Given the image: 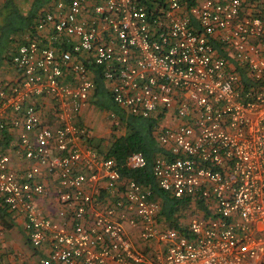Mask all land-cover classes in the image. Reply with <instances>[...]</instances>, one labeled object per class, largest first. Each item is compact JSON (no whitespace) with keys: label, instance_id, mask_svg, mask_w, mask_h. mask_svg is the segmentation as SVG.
Wrapping results in <instances>:
<instances>
[{"label":"built area","instance_id":"1","mask_svg":"<svg viewBox=\"0 0 264 264\" xmlns=\"http://www.w3.org/2000/svg\"><path fill=\"white\" fill-rule=\"evenodd\" d=\"M187 1L59 0L37 24L47 35L11 56L0 213L21 217L29 244L48 248L35 264H264V0H199L186 12ZM94 69L117 106L157 119L170 156L154 159L157 186L207 209L189 235L160 229L151 188L123 174L145 167L141 152L118 163L91 144L79 118ZM126 225L163 249L146 255Z\"/></svg>","mask_w":264,"mask_h":264},{"label":"trees","instance_id":"2","mask_svg":"<svg viewBox=\"0 0 264 264\" xmlns=\"http://www.w3.org/2000/svg\"><path fill=\"white\" fill-rule=\"evenodd\" d=\"M57 0H23L28 6L27 12H24L22 5L16 0H5L0 7V64L5 61L11 63V56L16 53L19 45L28 41L25 40L18 44L17 39L24 34H30L34 39L37 24L41 16L54 7ZM199 0H188L189 7L196 4ZM50 6L46 11L41 9ZM18 37V38H17ZM15 46V48H14ZM17 46V47H16ZM99 72V69H94ZM95 89L92 103L100 110H106L114 114L117 122L125 128L122 135H112V142L108 148V155L115 158L116 162L123 163L125 158L132 152H141L145 159L146 165L139 170H123V174L134 178L141 184L150 187L155 198H159L162 204V213L166 218L174 214L180 208L188 207L191 199L188 197L176 198L170 192L165 191L157 186L152 173L153 162L157 156L170 157L167 151L161 147L154 134V125L157 119L153 117H141L127 114L117 106L107 90L100 73L95 77ZM241 80L244 84L248 83L245 72L241 70ZM158 122L161 116H158ZM200 203V202H199ZM202 203V202H201ZM0 224L4 227L13 225L12 219L5 212L0 213ZM176 228L183 234L189 235L186 224H179ZM175 228V229H176Z\"/></svg>","mask_w":264,"mask_h":264},{"label":"crops","instance_id":"3","mask_svg":"<svg viewBox=\"0 0 264 264\" xmlns=\"http://www.w3.org/2000/svg\"><path fill=\"white\" fill-rule=\"evenodd\" d=\"M4 1L5 0H0V7L4 4ZM16 1L20 5H22L24 12H27L29 5H27L26 3H23V0H16ZM57 1H59V0H57ZM64 1H70V0H64ZM83 1H85L86 4L88 6H90V5H94V4L98 3L100 0H83ZM190 7H189L188 2H186L184 4V11L187 12ZM48 8H50L49 5L47 7H45L44 9L42 8L41 12L46 11ZM52 9H53V7H52ZM190 19L193 20V22L195 23V19L193 17L190 16ZM47 33L48 32L46 30L37 31V29H36V32L34 31V36L42 39L43 38L42 36L44 34L47 35ZM29 38H31L30 34H24L22 37L18 38L16 42H18V44H19V43L24 42L25 40H27ZM41 43H45V39H43ZM14 48H15V46H14ZM97 73H99V72L97 70H94V73L92 74L93 80H94V89H95V79H96L95 77H96ZM17 76H18V72L13 65H10L9 63H6L5 61L1 62V64H0V87H2L3 85H5L7 83H10V82L16 80ZM104 84H105V82H104ZM94 89L90 93V99H89L87 105L84 107V109L81 113V116L79 118V121L81 122V124L86 125L90 129L91 144L93 143L92 142V138H93L92 133L96 137V136H102V135L105 136L110 132V131H108L105 134H101L100 133L101 129L99 127L97 128V126H96L95 130L91 131V126H89L88 122H91L92 124H97V125L101 126L102 121H101L100 117L98 118L99 114L94 113L93 111L94 110H96V111L99 110L101 112L104 111V110L98 109L92 103V99H93V95H94ZM105 112L108 114V111L105 110ZM91 113H93V114H91ZM110 114L111 113L109 112L108 115L110 117H112ZM127 114H129V113H127ZM114 117L115 116H113L112 121L117 122V118H114ZM162 123L163 124L171 123V119H169L168 117H165L162 120ZM177 123H178L177 120H172V125H175ZM98 152L105 155V156H109L107 153L108 150L106 152H100V151H98ZM10 153L13 156V158L15 159V155L13 154V151H10ZM157 157H159V156H157ZM13 166H17L16 162L13 163ZM153 198L160 204V212H159L158 219H157L158 220V226L160 229L176 228V226L179 224H186V226H187V224L189 223V220L191 219V217L193 215L196 214V215L202 216V215H205L207 212L206 206L204 204L199 203L198 201L196 202V201L190 200L188 207L180 208L173 215L171 214L169 218H166L161 211V209H162L161 200L159 198H155L154 196H153ZM39 206L47 214H49L53 217H57L56 216V207L57 206L55 207L54 203H51L49 200H46V199H41L39 202ZM12 221H13V225L11 227H4V226L0 225V255H1V253H3L1 255V258H0V264H35V262L38 260L39 257H41L42 255L47 253L48 248L47 247H41L39 249L33 248L29 244L27 235L23 229L22 218L18 217L17 219H12ZM125 229H126V234L128 235V237L130 239H132V241L134 242V245L136 247L142 249V251L146 255L147 254H149V256L154 255L155 253L160 252L163 249V245L160 244V242L157 241L156 239L144 242L139 238L137 229L130 227L129 225H126ZM108 264H116V263L113 261H109Z\"/></svg>","mask_w":264,"mask_h":264},{"label":"rangeland","instance_id":"4","mask_svg":"<svg viewBox=\"0 0 264 264\" xmlns=\"http://www.w3.org/2000/svg\"><path fill=\"white\" fill-rule=\"evenodd\" d=\"M94 113L99 114L98 118L100 117L101 121H102V125H97V124H92L91 122L89 123V126H91V131L95 130V127L97 126V128L99 127L101 129L100 133L101 134H105L106 132L110 131L107 135H102V136H96L92 133L93 138H92V145L96 148L97 151L100 152H106L112 142V135H122L125 133V128L120 125L118 122H113L112 118L110 117L105 111H93ZM93 114V113H91ZM183 217V216H182ZM1 225V224H0ZM3 226V225H2ZM8 229V228H7ZM11 253V252H10ZM3 253H1L2 255ZM0 255V258H1Z\"/></svg>","mask_w":264,"mask_h":264}]
</instances>
